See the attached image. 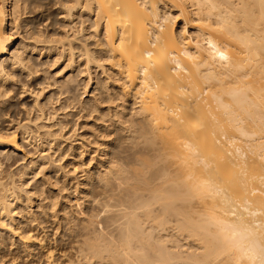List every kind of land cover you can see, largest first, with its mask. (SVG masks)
Wrapping results in <instances>:
<instances>
[{
	"label": "bare ground",
	"instance_id": "1",
	"mask_svg": "<svg viewBox=\"0 0 264 264\" xmlns=\"http://www.w3.org/2000/svg\"><path fill=\"white\" fill-rule=\"evenodd\" d=\"M28 1L0 0L2 75L10 61L34 66L19 47L10 54ZM63 2L67 16H92L93 43L75 47L58 30L55 8L46 9V37L40 17L25 27L34 41L61 35L70 57L78 49L86 68L105 74L93 92L90 115H98L74 141L73 158L62 165L72 146L49 155L48 164L65 170L61 191L81 179L79 198L65 194L60 207L51 198L15 226L22 188L0 179V231L26 253L43 252L39 264H264V0ZM28 119L21 127L27 135L33 127L49 151L71 139L56 124ZM3 146L20 150L17 134L0 127ZM52 219L54 250L43 234Z\"/></svg>",
	"mask_w": 264,
	"mask_h": 264
},
{
	"label": "rangeland",
	"instance_id": "2",
	"mask_svg": "<svg viewBox=\"0 0 264 264\" xmlns=\"http://www.w3.org/2000/svg\"><path fill=\"white\" fill-rule=\"evenodd\" d=\"M50 1L29 0L25 9H23L24 12L22 11L24 16L22 17V12L20 13V24L19 21L17 22L18 28L16 27L13 29L15 31L11 32H14L15 35L13 40L14 44L10 48V54H12L14 47L15 49L19 47L23 56H28V60L32 62L28 64V67L31 64L35 66L34 68V66L31 65L33 66V71L30 69L31 72L29 71V73V69L24 70L21 68L20 70L19 67V69L16 67L17 65H13L12 61H10V65L7 64V66L9 65L7 70L12 68V71H8V75H11H7V77L6 75L0 74V110L1 112L3 111L2 113L0 112V127L9 129L10 132H15L17 134L20 149L19 151L13 152V149L8 146L0 147V162L2 164V166L0 165V179L2 181L5 179L10 187L15 184L22 188L14 195L19 198L18 202L15 201L13 203V210L17 214L14 216L15 218L13 217L15 219V226H18L28 217L33 216L34 213L36 214L40 205H46L50 201L52 202V200H50L51 198L53 200L57 198L56 200L59 203L58 207L63 204L65 197H70L69 199L71 200L76 197L79 198L78 194L81 187L78 183L81 182V179H78L77 177L81 176V174H78L76 177L77 179L69 180L70 185L68 184L65 191H61L60 189L63 185L62 180H64L63 176L65 170L53 168L51 166L52 158H49V155H53V159H55L61 153L67 151V148L72 146L69 156H67L62 162L63 164H61L64 165L65 162L73 158V155L71 154L75 153L73 149L76 147L74 146V141L81 142L79 139H83V134L85 136V134H88L92 129L93 121L98 115V112L93 114L94 116L92 117L90 115L94 104H96L94 103L93 98L96 96L98 97L99 95L98 91H95L96 93L93 92L97 89L96 86H98L101 79L105 76V74L102 75V69L96 68V66L86 68L85 58H82L78 49L74 50V55L70 57V54H68L70 53V50L67 47L68 44H65L67 45L66 48L62 47L68 40L66 39V41H64L65 39H63L60 41L61 39L59 36L61 35L57 36V39L53 42L44 38L50 30V27L48 26H51L50 24L53 22L52 16H55L56 14L58 15L57 19L60 18L58 19L59 25L57 24V27L61 25L58 30L60 29L59 31H62V34L69 36V40L74 41L75 47L84 42L93 43L96 40V37L94 36L96 32L94 30L95 28L91 26L93 25L94 20L92 16L88 17L86 12L79 9L74 10L72 16H67L66 12L62 10L63 6L60 4L61 0H55V2H51L52 4L50 3V5H48ZM48 7L49 9L55 8L54 12H56L54 15H50L52 17L51 19L47 18L49 17V14H46ZM59 7L61 8V11H59ZM43 14L46 15L43 16ZM36 16L37 18L40 17L38 18L40 19V22L38 23L41 27L39 28L38 25L39 30H37L42 32L44 37L43 39H40H42L43 42L40 39H35L34 41V36L32 40V35H30V32L32 31L30 30L31 24H29L30 26L27 24L30 23V21L32 22L35 20ZM25 22H27V27H25ZM61 27H63V29ZM27 29L30 32H27ZM45 40L49 42V44H45ZM10 54L7 57L5 56V58H9L11 56ZM29 56L31 59H29ZM64 83L67 84L65 85ZM67 85H69L70 88ZM92 94L93 96H91ZM36 103L37 106H35ZM28 118L33 121L35 120L36 123H40L41 125L50 126L56 124L59 128L62 127L63 135L66 134V137L70 136L71 139L66 140L62 144V149H59L60 151L54 146L53 149L49 151V146H47V143L42 136L35 133L36 131L33 127L31 128L32 130L34 129L35 132L31 131V128L28 129L32 133L25 129L27 130L28 135L26 131H24V128L21 127V124L23 123H20L21 120ZM70 134L73 135L71 136ZM237 144L247 149L246 144L242 141H237ZM43 151L45 154L48 152L47 156H43L44 158L41 157V155L44 154ZM11 152H13L12 158L10 160L6 159V156L8 155L7 153L11 154ZM49 162L51 163L48 164ZM67 183L68 179L66 180L65 185H67ZM76 184L78 187L75 191ZM65 194L66 196L64 197ZM14 196L11 197L10 200H13ZM58 207L57 210L59 209ZM50 220L49 223L44 224L45 230L43 234L45 235L46 243L50 244L48 246L50 249L54 250L56 247V249H60L59 245H57L59 243L56 242V240H59L58 242H60V234H54L55 229L57 228V222L53 219V221ZM43 254L44 253L38 249L32 250L30 253L22 251L19 249V244L15 237L11 236L7 231H0V264H39V257H42Z\"/></svg>",
	"mask_w": 264,
	"mask_h": 264
}]
</instances>
